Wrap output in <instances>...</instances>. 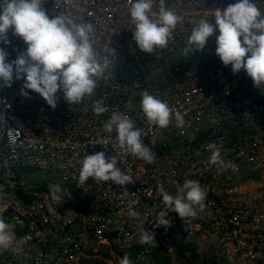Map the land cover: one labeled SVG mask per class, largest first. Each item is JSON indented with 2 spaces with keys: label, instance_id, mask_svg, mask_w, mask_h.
<instances>
[{
  "label": "built area",
  "instance_id": "2783aa9c",
  "mask_svg": "<svg viewBox=\"0 0 264 264\" xmlns=\"http://www.w3.org/2000/svg\"><path fill=\"white\" fill-rule=\"evenodd\" d=\"M45 2L49 18L66 13L77 23L93 24L97 58L103 63L107 57L109 64L95 77L94 95L80 105H69L62 92L54 109L34 91L27 90L26 98L20 93L24 79L15 76L11 87L0 88V220L14 233L10 247L0 248V264H119L125 254L131 264H191L178 253L180 245L205 253V264H264V184L244 179L264 164V85L255 87L243 69L233 74L222 63L215 35L203 50L183 56L192 28L212 22L216 8L237 0H165L180 21L167 47L152 53L137 49L132 38V0ZM254 2L264 15V0ZM158 9L156 0L153 12ZM8 38L11 43L0 47L10 61L27 46L11 32ZM144 90L172 110L166 128L146 119L140 107ZM96 101L107 107L100 116L92 111ZM113 112L145 133L141 140L152 148L154 163L125 153L116 133L104 132ZM176 112L184 119L180 127ZM210 143L220 148L226 166L210 163ZM97 152L106 160L116 156L132 183L89 178L79 186L80 161ZM21 168L41 170L48 184L26 187ZM189 179L206 192L204 207L196 206V216L185 220L169 211L170 226H157L165 210L158 186L175 196ZM55 183L71 198L54 202L48 185ZM132 201L138 217L129 215ZM145 230L154 234L150 245L139 243Z\"/></svg>",
  "mask_w": 264,
  "mask_h": 264
},
{
  "label": "clouds",
  "instance_id": "9594fccd",
  "mask_svg": "<svg viewBox=\"0 0 264 264\" xmlns=\"http://www.w3.org/2000/svg\"><path fill=\"white\" fill-rule=\"evenodd\" d=\"M156 0H132L128 8L130 23L134 26L132 38L136 48L142 52L167 47L180 17L159 0L158 13L153 12ZM19 37L26 44L14 60H7L9 53L0 47V88L11 87L16 80L24 79L20 93L30 98L27 90L38 93L53 109L57 105L58 92L69 105H80L86 98L94 95L97 87L95 77L100 76L108 66L107 57L103 63L97 58L93 34L95 27L91 23H77L70 15L59 13L49 18L43 6V0H0V43L9 45L8 34ZM216 36L215 53L225 66H231L233 74L243 69L252 79L255 87L264 85V15L261 14L254 0H237L226 8H216L214 20H201L196 24L187 38L183 56L191 51L203 50L207 41ZM107 52L108 49L106 48ZM112 51L115 50L112 48ZM140 107L146 119L159 128H166L171 122L172 110L168 104L147 90L142 92ZM92 111L100 116L107 107L100 101L92 105ZM177 127L184 123L180 112L175 113ZM106 133H116L118 147L125 153L145 161L155 162L152 148L141 140V129L128 116L113 112L103 123ZM145 134V133H143ZM154 143V141H152ZM210 163L219 167L226 166L221 158L220 148L210 143ZM78 185H83L89 178L97 182L112 181L124 186L132 183V177L117 167L116 156L106 160L104 152L87 154L80 161ZM235 169V165H227ZM51 199L61 203L65 196L71 194L59 183L48 185ZM165 210L158 214L157 226H170L166 219L169 211H174L180 218L195 217L196 206L204 207L206 192L198 181L189 179L182 186H177V195H170L162 184L158 186ZM129 204V215L138 217ZM49 212L56 214V209L49 207ZM14 233L6 222L0 220V248L8 249L13 243ZM154 234L144 231L140 236L141 245H150ZM119 264H131L125 254Z\"/></svg>",
  "mask_w": 264,
  "mask_h": 264
},
{
  "label": "rangeland",
  "instance_id": "374dc122",
  "mask_svg": "<svg viewBox=\"0 0 264 264\" xmlns=\"http://www.w3.org/2000/svg\"><path fill=\"white\" fill-rule=\"evenodd\" d=\"M45 1L46 0H43V6L47 7L48 3ZM255 174L257 176L256 177L253 176V178L257 181L251 182L250 184H255L258 186L264 184V183H262V182H264V164H263V166H260L257 169H255ZM46 178L47 177L43 174V172L41 170H37L35 173H30L29 176H24V180L26 181V187H34V186H39V185L41 186V185L46 184V183L48 184L47 180H49V177L47 179ZM205 258H206L205 253H203L202 256L200 254H198V257L195 259L194 264H205V262H206ZM89 264H93V263H89ZM96 264H105V263L97 261Z\"/></svg>",
  "mask_w": 264,
  "mask_h": 264
},
{
  "label": "trees",
  "instance_id": "16d2710c",
  "mask_svg": "<svg viewBox=\"0 0 264 264\" xmlns=\"http://www.w3.org/2000/svg\"><path fill=\"white\" fill-rule=\"evenodd\" d=\"M0 122H1V117H0ZM19 172L20 173L24 172L26 174V176H28L30 173H32L31 170L28 168H21ZM253 176H255V177L257 176L255 174V170H249V172H247V174L244 176V179L248 178V177H253ZM178 253L181 256H188L190 261H192V262H190L192 264H193V261L195 260L194 258L197 256V250L193 245L192 246H184V245L181 246L180 245L178 247ZM93 264H96V263H93Z\"/></svg>",
  "mask_w": 264,
  "mask_h": 264
},
{
  "label": "crops",
  "instance_id": "0c3cea01",
  "mask_svg": "<svg viewBox=\"0 0 264 264\" xmlns=\"http://www.w3.org/2000/svg\"><path fill=\"white\" fill-rule=\"evenodd\" d=\"M44 178V177H43ZM198 257V253H197V256L194 258V259H196ZM195 261V260H194ZM194 264V263H193Z\"/></svg>",
  "mask_w": 264,
  "mask_h": 264
},
{
  "label": "bare ground",
  "instance_id": "6f19581e",
  "mask_svg": "<svg viewBox=\"0 0 264 264\" xmlns=\"http://www.w3.org/2000/svg\"><path fill=\"white\" fill-rule=\"evenodd\" d=\"M264 160V159H263ZM44 174V173H43ZM182 246V245H181ZM184 246H186V245H184ZM159 259V258H158ZM192 264V263H191Z\"/></svg>",
  "mask_w": 264,
  "mask_h": 264
}]
</instances>
